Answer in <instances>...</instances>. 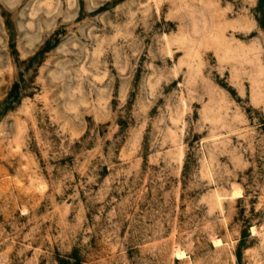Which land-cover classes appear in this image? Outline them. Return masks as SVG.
<instances>
[{"label":"rangeland","instance_id":"1","mask_svg":"<svg viewBox=\"0 0 264 264\" xmlns=\"http://www.w3.org/2000/svg\"><path fill=\"white\" fill-rule=\"evenodd\" d=\"M0 264H264V0H0Z\"/></svg>","mask_w":264,"mask_h":264},{"label":"bare ground","instance_id":"2","mask_svg":"<svg viewBox=\"0 0 264 264\" xmlns=\"http://www.w3.org/2000/svg\"><path fill=\"white\" fill-rule=\"evenodd\" d=\"M252 228H253V227H252ZM255 231H256V230L253 229V233H254ZM255 236H256V235H255ZM215 240H216V239H215ZM221 243H222V242H221L220 239H219V240L217 239V240L215 241V244H216V245H220ZM179 255H181V256L184 255V252H179Z\"/></svg>","mask_w":264,"mask_h":264}]
</instances>
